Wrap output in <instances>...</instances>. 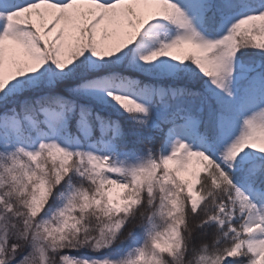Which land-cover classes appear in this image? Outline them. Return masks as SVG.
Wrapping results in <instances>:
<instances>
[{
	"label": "snow or ice",
	"instance_id": "obj_1",
	"mask_svg": "<svg viewBox=\"0 0 264 264\" xmlns=\"http://www.w3.org/2000/svg\"><path fill=\"white\" fill-rule=\"evenodd\" d=\"M0 264H264V0H0Z\"/></svg>",
	"mask_w": 264,
	"mask_h": 264
}]
</instances>
